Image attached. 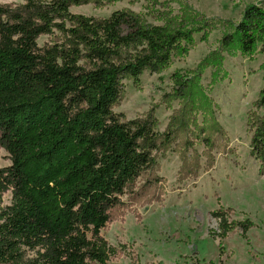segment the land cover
I'll use <instances>...</instances> for the list:
<instances>
[{"label":"trees","instance_id":"obj_1","mask_svg":"<svg viewBox=\"0 0 264 264\" xmlns=\"http://www.w3.org/2000/svg\"><path fill=\"white\" fill-rule=\"evenodd\" d=\"M118 1L0 3V149L10 161L0 166V264H109L115 249L102 229L164 192V179L157 174L139 186L137 181L154 171L157 152L175 141L190 115L181 110L159 131L152 111L126 119L114 106L125 79L139 87L145 71L159 73L186 54L196 36L205 41L216 25L188 7L163 24L147 23L126 9L106 18L71 11ZM219 25L223 51L264 55V4H249L238 21ZM42 36L50 40L39 46ZM262 67L263 85L253 102L257 111H249L247 123L250 154L264 176ZM172 78L175 94L192 93L191 78L176 72ZM200 106L208 122L197 127L211 150L212 133L221 128L209 101ZM182 146L186 155L193 142L185 136ZM183 159L181 172L190 169L195 176L201 167L198 154ZM7 192L10 201L4 203ZM230 211L221 206L210 211L218 221L210 234L222 240L238 228L246 239L254 223L230 219Z\"/></svg>","mask_w":264,"mask_h":264},{"label":"rangeland","instance_id":"obj_2","mask_svg":"<svg viewBox=\"0 0 264 264\" xmlns=\"http://www.w3.org/2000/svg\"><path fill=\"white\" fill-rule=\"evenodd\" d=\"M0 3L19 4L21 0ZM252 3L264 4V0H120L104 6L71 8L73 13L95 18L126 9L147 23L163 24L181 17L183 7H188L216 25L205 41L196 36L195 45L186 54L173 58L159 73L145 71L139 87L124 80V91L114 111L126 119L152 111L158 121L157 130L163 131L181 110L190 117L175 141L157 152L154 171L137 181L139 186L149 175L161 176V198L136 204L133 211L102 229L115 249L109 264H264V176L258 174V162L250 154L251 131L247 123L249 111H257L253 102L263 85L264 55H241L220 48L223 30L219 23L238 21L244 8ZM49 40L42 36L37 43L42 46ZM175 72L191 78V94H175ZM205 99L221 128L219 134L212 133L216 139L211 150L206 149L197 127L208 122L200 106ZM190 120L193 121L189 123ZM185 136L193 142L186 155L181 154ZM194 153L199 156L200 169L195 176L190 169H182V173L183 156L188 161ZM9 163L8 153L0 149V166ZM10 196V192L4 194L3 202L8 203ZM219 206L231 208L230 219L248 218L254 223L246 239L238 228L222 240L210 234L218 226L210 211Z\"/></svg>","mask_w":264,"mask_h":264}]
</instances>
